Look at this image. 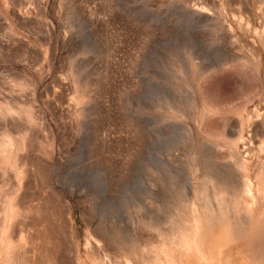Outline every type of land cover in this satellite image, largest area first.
I'll list each match as a JSON object with an SVG mask.
<instances>
[{"label": "rangeland", "instance_id": "rangeland-1", "mask_svg": "<svg viewBox=\"0 0 264 264\" xmlns=\"http://www.w3.org/2000/svg\"><path fill=\"white\" fill-rule=\"evenodd\" d=\"M0 264H264V0H0Z\"/></svg>", "mask_w": 264, "mask_h": 264}, {"label": "bare ground", "instance_id": "bare-ground-1", "mask_svg": "<svg viewBox=\"0 0 264 264\" xmlns=\"http://www.w3.org/2000/svg\"><path fill=\"white\" fill-rule=\"evenodd\" d=\"M252 189H250V191H251Z\"/></svg>", "mask_w": 264, "mask_h": 264}]
</instances>
